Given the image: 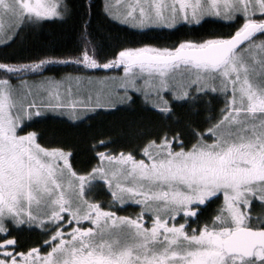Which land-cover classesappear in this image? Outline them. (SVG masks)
<instances>
[{"label":"snow or ice","instance_id":"6c2138e0","mask_svg":"<svg viewBox=\"0 0 264 264\" xmlns=\"http://www.w3.org/2000/svg\"><path fill=\"white\" fill-rule=\"evenodd\" d=\"M0 264H264V0H0Z\"/></svg>","mask_w":264,"mask_h":264},{"label":"trees","instance_id":"16d2710c","mask_svg":"<svg viewBox=\"0 0 264 264\" xmlns=\"http://www.w3.org/2000/svg\"><path fill=\"white\" fill-rule=\"evenodd\" d=\"M97 3H100V0H97ZM215 18L210 20L208 23H203L199 26L196 25H185L184 27H178L176 32L169 31L167 29L160 31L156 30L154 32L148 33V35L156 36L161 39V42H171L175 40L178 35L181 34H189L193 36H199L206 34L210 31H228V27L226 24L213 22ZM97 23H99V18ZM110 30L113 34H119L120 36L129 35L131 29L127 28L125 25L120 24H112L110 26ZM76 35L71 31L65 33L60 26L54 25H44L41 29L36 30L33 33H28L24 39V47L33 48L34 50H38L41 44L52 45L57 48L58 51H66L71 49L75 43V39H71L70 37ZM10 51V50H9ZM72 66H63V65H53L50 70L45 73V75H60L64 72L72 71ZM102 74V73H97ZM38 78V77H37ZM30 79H33L30 77ZM100 114H93V118L90 120H86L83 125H81V129L86 128L89 124L93 125L96 129L102 131H109L113 126H115L116 122H118L123 117H128L130 113L124 109L120 112L114 113L112 115H107L103 110H99ZM51 115V114H49ZM35 127L43 129L46 132V135L49 139L55 138L59 133H61L64 129L68 127L66 123L60 118L56 119H43L37 118L35 122ZM84 159V157H81ZM82 166V165H78ZM123 212L127 214L132 208H128ZM134 209V208H133Z\"/></svg>","mask_w":264,"mask_h":264},{"label":"rangeland","instance_id":"374dc122","mask_svg":"<svg viewBox=\"0 0 264 264\" xmlns=\"http://www.w3.org/2000/svg\"><path fill=\"white\" fill-rule=\"evenodd\" d=\"M116 2V0H113V3H115ZM127 2V0H122V3H126ZM97 75H101V74H97ZM127 210H129V209H127ZM135 211V210H134ZM130 212H133V211H130ZM129 212V213H130ZM122 214H124V213H122ZM128 214V213H127Z\"/></svg>","mask_w":264,"mask_h":264},{"label":"flooded vegetation","instance_id":"af4514ba","mask_svg":"<svg viewBox=\"0 0 264 264\" xmlns=\"http://www.w3.org/2000/svg\"><path fill=\"white\" fill-rule=\"evenodd\" d=\"M134 210H136V209H133V208H132V209H130V211H134ZM130 211H129V212H130ZM129 212H127V213H129Z\"/></svg>","mask_w":264,"mask_h":264}]
</instances>
